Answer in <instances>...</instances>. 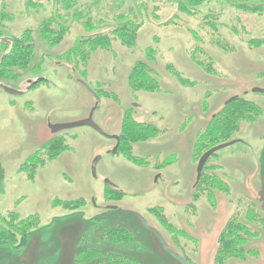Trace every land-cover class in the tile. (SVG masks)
<instances>
[{"label": "rangeland", "instance_id": "1", "mask_svg": "<svg viewBox=\"0 0 264 264\" xmlns=\"http://www.w3.org/2000/svg\"><path fill=\"white\" fill-rule=\"evenodd\" d=\"M78 1L92 4L97 21L128 14L139 25L134 42L116 38L73 66L64 61L90 32L64 18L60 0H0V31L33 46L27 67L17 78L1 74L2 82L20 89L30 78L48 79L20 96L0 89V222L18 224L3 226L17 240L0 244V264H76L96 249L100 256L79 263L117 264L120 254L129 264H180L136 216L109 206L142 215L189 264H215L222 231L242 223L243 252L223 264H264V93L254 92L264 89V9L244 12L227 0L187 10L184 0ZM58 15L51 29L60 39L44 38V23ZM143 63L157 84L132 81ZM89 87L100 97L94 120L106 133L117 135L127 118L155 125L128 142L144 165L130 161L127 148L111 153L116 141L90 126L52 133L50 124L88 117L96 103ZM233 96L257 107L254 119L236 123L227 140L242 142L217 151L205 169L210 177L195 188L198 156L215 136L207 130ZM114 227L131 232L132 243L109 242Z\"/></svg>", "mask_w": 264, "mask_h": 264}, {"label": "trees", "instance_id": "2", "mask_svg": "<svg viewBox=\"0 0 264 264\" xmlns=\"http://www.w3.org/2000/svg\"><path fill=\"white\" fill-rule=\"evenodd\" d=\"M58 1V0H57ZM186 1H190V4H187ZM205 0H184L186 5L183 4L182 9L187 10V8H193L192 4L195 5L203 3ZM230 3L235 4L234 6L244 12H255L260 11L264 9V0H227ZM61 8L66 11L65 19L67 20H74L78 22V24L85 25V28L89 30V34H85V36H82L78 39V42H76L70 51V54H68V58H72V62L70 61H64L67 62L73 66H75V63H79L82 59L88 58L90 53L99 49H106L110 46L111 42L116 38H122V40L125 43L132 44L134 42L135 34L138 29V24L135 22H131L130 18H128V14L125 15L120 14L118 12H115L113 15H107L108 17H102L99 18L103 21L101 27H97L96 25H99V22H102L101 20H96L93 16L92 11L90 12V6L87 4H80V1L78 0H60ZM88 12L87 16L84 17L85 13ZM62 18L61 15L56 16V18H52L44 23L43 27V37L46 39H53L55 41H58L61 37L60 33L62 32L58 31V33L54 36V34L57 32L58 28L52 31L51 29V23L54 22L57 19ZM96 20V21H93ZM136 21V20H135ZM57 23H60V21L57 20ZM218 25H216L217 27ZM214 27V25H213ZM6 34L2 33L0 31V37L5 36ZM15 43L12 46L11 50L8 51L9 47L3 43H0L1 47H5L4 51V57L2 59V62L0 64V79L1 74L2 75H8L11 77H18V72L16 70L24 69L27 67L28 63L32 59L33 55V46L30 43L24 42L23 39L14 38ZM8 51V52H7ZM144 77L148 78L149 82H152L151 84L156 83V81L153 79V77L150 74V69L143 63V65H136L133 70L132 74V81H136L138 78L140 81L144 82L142 80L146 79ZM151 77V78H150ZM152 80V81H151ZM140 87H143V85H140ZM257 107L250 104L249 102L245 101L244 99H241L238 97L235 101H233L230 104H227L225 108H223L222 112L220 113L221 117L218 118L215 123H213L210 128H208L207 133L210 131L215 136L213 140H211L210 143L213 145L206 148L209 150L213 146H216L221 143L231 141L232 139L227 140V138L231 135L232 129H234L240 120H246V119H254V115L256 114ZM217 115L214 116V118ZM212 127V128H211ZM155 126L149 123H136V121H132L131 118L125 119L123 122L122 130L120 132V145L118 148L119 150L127 148L124 152L127 155L128 159L132 161L133 163L137 162L138 160L142 161V165H144L146 162L131 154L128 148V142L130 140H133L135 142L139 138H144L152 134V131L154 133ZM211 129V130H210ZM223 139V141H219ZM53 149L59 150L61 148V145L55 144V146H52ZM203 151V152H204ZM202 152V153H203ZM202 153L198 156H202ZM216 154V153H215ZM197 158V159H198ZM211 158V157H210ZM200 159V158H199ZM209 162V160H208ZM206 163L203 174L201 177V180L198 184H195V188H199L200 186H203L206 179H208L210 176L205 173V169H207L209 166ZM118 189H115L113 191H117ZM19 222V221H18ZM20 222H23L21 220ZM19 222V223H20ZM20 223V226L21 227ZM10 226V228L17 227L10 219H4L2 218V221L0 222V244L9 243L13 244V242L16 239L15 233L8 230V228H4L3 226ZM227 227L224 228V230L221 233L220 236V243L218 246V251L215 254V264H223L226 257L229 256H239L243 252V246L244 243L247 240V237L239 235L237 232L239 231H246L247 226L242 223H231L229 222ZM229 226H231L229 228ZM22 228V227H21ZM113 232V236L109 237V242H114L117 244H131L133 241V236L131 232L127 231L123 227H114L110 229ZM21 231L25 232L24 228L21 229ZM26 235V233L24 234ZM19 240H23V236ZM99 252L100 256L101 252L96 249V251H89L87 253H81L80 256L76 259V264H82L79 263L82 258L85 256H89L93 253ZM98 256H95L94 259H99ZM117 256V258H116ZM113 255V262H116L117 264H129L132 263V258L127 255ZM92 258V257H91ZM116 258V259H115ZM124 259V260H120ZM127 259L128 263H124V261ZM101 263V260H99ZM99 263V264H100Z\"/></svg>", "mask_w": 264, "mask_h": 264}, {"label": "water", "instance_id": "3", "mask_svg": "<svg viewBox=\"0 0 264 264\" xmlns=\"http://www.w3.org/2000/svg\"><path fill=\"white\" fill-rule=\"evenodd\" d=\"M0 43H3L7 46H9V50H11L12 46L15 43V39L13 37H9V36H4V37H0ZM8 50V51H9ZM7 51V52H8ZM4 55H2V57L0 58V64L2 62ZM48 81L47 78L45 77H38V78H30L26 81H24V83L22 84L21 88L16 89L13 88L3 82H0V89L3 90L4 92H6L7 94H10L12 96H20V95H24L26 92H28L29 90H31L32 88H34L35 86H37L38 84H40L41 82H45ZM90 91L93 92V94L96 97V103L94 105V107L92 108L91 112L89 113L88 117L80 120V121H76V122H72V123H58V124H50V130L52 131V133L56 134L59 133L63 130H67V129H72V128H76V127H81V126H90L92 127L96 132H98L99 134H101L102 136L108 138V139H113L115 140L117 143L114 146V148L110 151L113 154H117L118 152V148L120 145V136L119 135H110L108 133H106L94 120V113L98 108L99 102H100V97L99 95L92 89L90 88ZM254 92L257 93H264V89L262 88H255ZM238 98V96H233L231 97L227 102V104L232 103L233 101H235ZM242 142V140L240 139H233L231 141L225 142V143H221L219 145H216L214 147H212L211 149H209L208 151H206L199 159L198 161V165H197V177H196V184H198L201 180L202 174H203V170L204 167L206 165V163L208 162V160L210 159V157H212L217 151L224 149L226 147H229L231 145H234L236 143ZM102 156H97L94 161H93V165H92V171H93V175L96 176L97 175V166L99 164V161L101 160ZM109 184H111L110 181H108ZM108 212H123V213H130L133 214L134 216H136L140 223L143 225L144 228H146L147 230H149L160 242V245L162 247V249L164 251H166L168 254H170L176 261H178L180 264H189V262L186 260V258H184L181 254H179L177 251H175L167 242V240L165 239V237L162 235V233L154 226L150 225L148 223V221L139 213L128 210V209H123V208H118L116 206H109L108 207ZM82 216H84V213H82Z\"/></svg>", "mask_w": 264, "mask_h": 264}, {"label": "flooded vegetation", "instance_id": "4", "mask_svg": "<svg viewBox=\"0 0 264 264\" xmlns=\"http://www.w3.org/2000/svg\"><path fill=\"white\" fill-rule=\"evenodd\" d=\"M2 55H4V54H2ZM2 55H1V57H2ZM0 57V58H1ZM0 82H2V80L0 79ZM4 83V82H3ZM149 124H152V125H154L153 123H150V122H148ZM155 126V125H154ZM120 134V132L119 133H117V135H119ZM120 136V135H119ZM121 140V139H120ZM117 143V142H116Z\"/></svg>", "mask_w": 264, "mask_h": 264}]
</instances>
